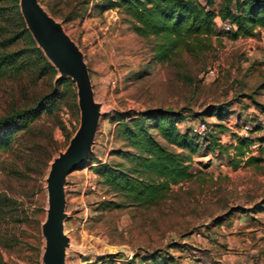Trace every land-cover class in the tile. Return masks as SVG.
I'll list each match as a JSON object with an SVG mask.
<instances>
[{
    "label": "rangeland",
    "instance_id": "374dc122",
    "mask_svg": "<svg viewBox=\"0 0 264 264\" xmlns=\"http://www.w3.org/2000/svg\"><path fill=\"white\" fill-rule=\"evenodd\" d=\"M8 1L0 0V5ZM96 1L47 0L45 5L37 0L82 53L96 114L93 158L68 173L63 184L64 264H128V256L136 254L137 264L149 253L164 255L167 264H247L250 259L264 264V161L234 169L224 155L207 152L202 144L190 165L195 176L173 185L151 206L122 201L88 164L93 159L125 162L109 156L122 147L110 121L116 113L159 106L183 112L180 128L197 120L211 128L217 118L207 110L230 102L226 124L231 131L261 126L264 113L256 104L264 106V30L251 41L212 36L210 48L199 55L178 52L158 62L152 59V38L133 33L119 9L99 12ZM51 10L75 18L64 23ZM26 45L20 40L13 48ZM208 69L214 70L213 77L205 75ZM55 70L52 76L36 62L30 70L0 78V116L32 105L52 88L62 96L56 107L41 112L27 131L16 135L12 149L0 151V194L10 198L0 220L2 264H43L46 178L79 126L77 96L74 108L71 95L75 84L68 72ZM58 78H69L72 85H57ZM247 134L263 138L264 126ZM220 140L229 142L228 132ZM251 155L264 159V143L252 145ZM105 200L120 205L107 206ZM238 207L244 211H235Z\"/></svg>",
    "mask_w": 264,
    "mask_h": 264
},
{
    "label": "trees",
    "instance_id": "16d2710c",
    "mask_svg": "<svg viewBox=\"0 0 264 264\" xmlns=\"http://www.w3.org/2000/svg\"><path fill=\"white\" fill-rule=\"evenodd\" d=\"M47 0H40L47 5ZM19 0H9L0 5V78L30 70L40 64L41 71L56 75L55 68L44 56L33 40L20 14ZM94 8L99 12L119 9L131 30L143 38H152V59L167 62L178 52L199 55L210 48L212 36L227 37L235 41L240 38H253L264 29V0H98ZM61 16L63 22L75 18L73 14L62 15L59 10L50 11ZM229 25L222 30L217 22ZM26 47L13 48L18 41ZM34 59L30 60V56ZM57 85H72L69 78H58ZM264 89V83L261 84ZM52 88L40 96L32 105L11 110L0 116V151L13 148L16 135L27 131L30 124L40 117L41 112L51 111L58 105L62 96ZM73 107L76 108V94L72 91ZM230 102L218 104L208 109L217 122L204 135L191 131L190 123L180 129L178 124L185 119L182 111L163 107H149L136 113H116L110 121L115 124V137L122 143L121 148L111 150L109 156H118L125 162L91 160L95 175L122 201L151 206L162 200L173 185L192 179L195 174L190 165L193 156L204 150L224 155L232 168L238 165H258L263 158L251 155V146L264 143V137L252 138L249 134L233 132L226 124ZM264 113V106L256 104ZM206 111V113H208ZM204 121V120H203ZM262 126V124H261ZM260 124L249 133L261 129ZM228 132L230 140L221 143L220 135ZM93 158L92 154L89 159ZM83 162L76 169L84 167ZM203 167H207L203 165ZM10 201L0 194V220L4 219L5 204ZM107 206H119L117 202L105 200ZM235 211L243 212V208ZM139 256L127 260L135 264ZM167 264L166 257L149 253L139 258L137 264ZM0 264H2L0 259Z\"/></svg>",
    "mask_w": 264,
    "mask_h": 264
},
{
    "label": "water",
    "instance_id": "95a60500",
    "mask_svg": "<svg viewBox=\"0 0 264 264\" xmlns=\"http://www.w3.org/2000/svg\"><path fill=\"white\" fill-rule=\"evenodd\" d=\"M18 5L37 47L62 75L68 72L76 87L79 126L71 137L66 152L56 160L48 172L46 218L42 223V234L45 238L42 263L64 264V253L60 247L64 216L63 184L66 175L82 164L91 152L96 129L93 93L88 69L78 48L54 26L52 19L46 15L37 0H19Z\"/></svg>",
    "mask_w": 264,
    "mask_h": 264
},
{
    "label": "built area",
    "instance_id": "2783aa9c",
    "mask_svg": "<svg viewBox=\"0 0 264 264\" xmlns=\"http://www.w3.org/2000/svg\"><path fill=\"white\" fill-rule=\"evenodd\" d=\"M217 26L219 28L221 27L222 30H228L229 29V25H227L225 23H221L219 21L217 22ZM214 73L215 72H214L213 69H208L205 75L207 77H213L215 75ZM179 124H178V126H179ZM262 126H264V121L262 122ZM179 128H180V126H179ZM183 128L184 127L180 128V129H183ZM190 129L195 134L204 135L209 130V126H208V124L205 121H203V120H197L194 123H191L190 124ZM248 130H250V128L247 125H243L241 127L240 132L238 134H240V135H247ZM91 188L93 189L94 188V185H91ZM129 258H131V256H128V259Z\"/></svg>",
    "mask_w": 264,
    "mask_h": 264
},
{
    "label": "crops",
    "instance_id": "0c3cea01",
    "mask_svg": "<svg viewBox=\"0 0 264 264\" xmlns=\"http://www.w3.org/2000/svg\"><path fill=\"white\" fill-rule=\"evenodd\" d=\"M264 30V29H263ZM263 30H261L260 32H263ZM244 39H246V40H248V41H251V40H253V38H244ZM223 260H225V258L223 257ZM254 261V262H253ZM259 260L257 261V260H252V259H250L249 261H248V263L247 264H259ZM231 264V263H230ZM246 264V263H245Z\"/></svg>",
    "mask_w": 264,
    "mask_h": 264
}]
</instances>
